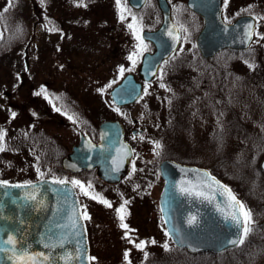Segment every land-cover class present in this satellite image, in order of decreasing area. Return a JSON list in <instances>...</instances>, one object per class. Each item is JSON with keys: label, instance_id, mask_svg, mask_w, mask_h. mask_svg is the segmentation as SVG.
<instances>
[{"label": "rangeland", "instance_id": "374dc122", "mask_svg": "<svg viewBox=\"0 0 264 264\" xmlns=\"http://www.w3.org/2000/svg\"><path fill=\"white\" fill-rule=\"evenodd\" d=\"M168 3L173 23L186 25L181 29L179 45L167 58L168 63H163L156 77L144 87H147L148 94L145 95L143 89L141 98L117 107L109 97V90L127 72L135 73L141 57L137 58L133 68L128 56L136 50L137 41L127 25L132 23V16H136L143 29L159 26L160 10L155 1L150 0L139 11L132 10L127 4L130 10L125 13L127 18L121 21L116 0H82V3L81 0H43V3L41 0H16L14 4L11 0H0V12L6 8L12 12L11 27L19 21L23 30L20 37L9 40V43L0 37V127L7 132L17 131L20 135L28 133L32 137L36 134V138L49 141L48 146L53 142L55 163L59 162V151L68 152L77 142L78 130H88L94 138L98 124L107 119L118 120L123 125L124 137L133 148L128 172L117 184L106 185L94 172L87 173L86 177L84 173L69 176L70 180L74 177L80 181L87 179L84 184L91 182L93 186L90 192L102 194L113 204L112 208H108L83 195L76 187L82 210L86 207L90 217L85 224L89 236L88 250L90 256L96 258L91 264H166L182 261L187 253L172 247L163 232L157 205V195L162 186L158 164L164 159L197 161L199 159L194 155L201 154L202 157L203 154L217 153L226 165L230 157L238 160L241 150L252 154V146L245 147L243 140H235L243 137L242 129L237 124L231 128L224 111L228 112L231 121L239 125L246 123L244 126L256 134L264 132V0L222 2L223 19L237 16L242 11L255 16L258 34L248 50L255 48L256 54L245 53L244 60L222 55L218 56V60L216 57L204 59L203 64L196 61L197 57L193 54L197 52L192 46L194 29L201 26V22H196L197 18L193 22L189 16L187 0H168ZM190 37L192 44L184 40ZM144 43L149 51V42L144 40ZM198 65H202L205 72L222 70L227 73L224 83L227 86L224 88H235L236 93H241L237 101H231L236 106L230 112L229 105L226 102L223 105L222 100L216 98V93L206 92L208 85L207 91L217 88V83L209 81L212 78L202 75L206 79L204 87L196 85L193 72L200 70ZM121 66L126 69L123 75L119 71ZM129 68L132 70L127 71ZM213 80L218 81V77ZM161 83L166 87H160ZM46 88L67 96L69 115L57 111L56 106L47 100L41 91ZM197 96L209 102L216 99L220 103L218 106L196 107L194 99ZM198 109L202 111L198 112ZM216 111H221L223 116H216ZM12 112L16 113L15 117H12ZM69 116H73L75 122ZM207 116L214 120L212 140H207L205 135L199 137L198 131L194 138L190 133L184 134L187 118L201 121ZM138 128L143 132L132 135L131 130ZM141 136L144 138L140 139ZM155 141L162 145L159 155L154 151ZM41 144L43 146L40 147H46ZM24 156L25 152L13 157L6 154V158H10V162L6 161L9 172L6 175L17 178V181L36 177L35 167L22 166L26 165L22 162ZM204 159V164L217 166L212 163L214 161L207 162L209 158ZM11 160H17L18 168ZM260 160L259 170L252 164V158L244 160L247 164L238 166L246 173L244 179L233 180L237 182L234 186L240 195L253 205L252 214L259 215L257 222H261L253 227L249 235L252 240L244 247L250 254L245 264H264V176ZM150 180L154 182L152 186ZM124 200L129 201L125 222L134 230L130 233L132 239L157 242L148 244L145 249L149 253L147 258L143 251L129 242L125 230L119 227L115 208ZM165 242L169 244L170 251L163 249ZM126 251L129 253L127 258ZM220 253L218 261L226 264H232L231 260L237 257V253ZM187 257L188 254L185 259ZM195 259L196 256H192L189 262ZM206 264H211V261Z\"/></svg>", "mask_w": 264, "mask_h": 264}, {"label": "water", "instance_id": "95a60500", "mask_svg": "<svg viewBox=\"0 0 264 264\" xmlns=\"http://www.w3.org/2000/svg\"><path fill=\"white\" fill-rule=\"evenodd\" d=\"M156 1L161 11L162 22L157 29H144L142 33L144 39L154 45L152 52H145L141 56L138 75L144 81H149L156 75L162 60L168 57L179 43V31L171 20L167 1ZM127 2L132 8L138 9L145 0ZM187 6L193 11L200 12L204 18L203 28L196 41L203 56H212L224 47L235 50L247 48L254 28L252 16L242 15L231 23H225L220 18V0H187ZM249 24L253 26L251 29L247 27ZM169 30L177 39L167 34ZM249 32L251 35H246ZM141 90L142 82L137 81L134 74L127 73L111 88L109 97L115 104L123 105L136 100L141 95ZM121 126L118 120L102 121L98 126L96 142L88 138V135L80 133L78 143L61 159L62 166L72 172L96 168L97 174L104 181H119L127 172L131 155V147L122 137ZM114 160L119 164V171L113 170L116 167ZM260 166L264 172V157L260 161ZM159 172L164 179L158 195L159 209L162 219L168 221L164 226L169 233L167 236L174 245L185 247L192 253L199 251L216 253L235 246L228 241L236 239L239 230L233 221L226 218L229 209L223 197L216 194L210 201L179 192L182 182H185V186H188L186 182L189 181L197 184L205 174L210 173L207 169L165 159L159 165ZM211 176L220 184L226 185L216 176L212 174ZM32 182L38 188L37 199L43 201V206L24 200L26 193L33 191L31 188L6 189L7 192L13 193L10 200L14 198L16 200L15 203L7 200V204L12 205L16 211L12 219L7 220L5 233L0 232V239H7L8 233L12 232L18 239L22 237L24 246H30V251L52 253L53 264H65L64 260L58 258L65 254H71L68 264H88L84 259L89 256L84 220H79L75 228L71 227V218H78L81 212L75 188L71 184H52L50 178ZM192 216L196 217V222L189 225L187 221ZM17 229L19 231H16ZM61 237L64 238L62 248H44V243H56ZM0 264H11L7 260V254L0 253Z\"/></svg>", "mask_w": 264, "mask_h": 264}, {"label": "snow or ice", "instance_id": "6c2138e0", "mask_svg": "<svg viewBox=\"0 0 264 264\" xmlns=\"http://www.w3.org/2000/svg\"><path fill=\"white\" fill-rule=\"evenodd\" d=\"M146 2L150 3V0H146ZM41 3H43V0H41ZM82 3V0H81ZM225 3H227V0H225ZM116 4L120 10V20L123 21L127 17L125 15L126 12H128L127 8V0H116ZM7 11V8L5 9ZM128 28L132 30L133 35L135 36V39L137 41L136 44V50L133 51L129 56L128 59L132 62L133 68L135 67L137 63V58L142 56L145 51H147V45L144 43V37L142 35L143 33V26L138 21L136 16H132V23H129ZM249 29H251L253 26L249 24L247 26ZM50 31L53 29H49ZM186 31V29H185ZM170 37H173V39H177V37L173 36V32L171 30L167 33ZM246 35H251V33H246ZM182 50V49H181ZM165 64L168 63L167 60L164 61ZM132 68L127 69V71H131ZM120 74L123 75L126 69L121 66ZM110 86V85H109ZM160 87L164 88L166 87L165 84L161 83ZM42 92H44V89H41ZM100 91H103L101 89ZM145 95L148 94L147 87L144 89ZM40 93H37L39 95ZM59 111V109H57ZM116 111H120L119 108L116 109ZM123 114V113H122ZM12 117H15L16 113H11ZM70 120H73L75 122V119L73 116H69ZM135 139V137H133ZM144 137H140V139H143ZM155 147L154 151H156V154L159 155V150L162 148V145L159 141L153 142ZM103 147V146H102ZM8 150V146L6 143V131L3 129H0V152H4ZM114 164H116V167L113 169L114 171H119V164L114 160ZM133 169H135V165L133 164ZM37 173L39 174L40 178L43 179L44 173L40 172V169L37 168ZM48 181H45L47 183ZM52 184H58V185H67L71 184L73 187H78L83 195L90 196L91 199L97 200L99 203L105 205L108 208H112L113 204L108 199L104 198V196L100 193H93L90 192L92 189V184L89 182L87 185H85L82 181L77 179H71L68 180L67 178H59L53 176L51 179ZM188 186H185V182H182L179 186V192L181 194H186L189 196H195L198 198H203L206 200H212L214 199L216 194H219L221 197L224 198L226 207L229 209L227 219H230L234 222V226L238 228V236L236 239H232L228 241V243L235 245V246H242L245 244L247 238L253 231V225L255 224V221L253 219L252 210L248 208L243 201L239 200L235 193L227 186L220 184L219 181L216 180L215 177L211 176L210 173L205 174V177L202 178L200 181H198L197 184H192L190 181L186 182ZM213 185H215V188H213ZM0 188L10 189V188H31L33 191L27 192L24 200L25 201H32L35 202V204L43 206V201L37 199V191L38 188L35 184H33L32 181H25L22 184H13L7 180H0ZM4 195H11L9 192H5ZM15 198L13 199V203H15ZM129 203L128 200H124L119 207L115 208V212L117 214V217L119 219V227L125 230V236L129 239V242L134 245L136 249H139L143 251L145 258L148 257L149 253L145 251L148 244H156L157 242L155 240L151 241H144L141 240L137 242L136 240L132 239L130 233L134 230L129 228V225L125 222L126 215H127V209L126 205ZM90 217L87 214V210L85 207V210L83 212L79 213L78 218H71V227L75 228L78 224L79 220H88ZM196 222V217L192 216L188 219L187 223L189 225ZM165 224L168 223L167 220L164 221ZM58 227H60L58 225ZM5 231V229H0V232ZM16 231H19L18 229ZM175 231V229H173ZM166 235H169V233L166 231ZM64 245V238L61 237L56 243H44V248H50L55 249L56 247H63ZM163 249L165 251H170L169 244L165 242L162 245ZM30 246H24L22 237L20 239L17 238V235L13 234L12 232H9L7 235V239H0V253L7 254V260L11 262V264H53V257L52 253H45V252H34L29 250ZM71 254H65L61 255L58 258L65 261V264H68L69 257ZM129 253L125 252V257L127 258ZM77 256H79V251L77 252ZM88 261V264H91L92 261H94L96 258L87 256L84 257Z\"/></svg>", "mask_w": 264, "mask_h": 264}, {"label": "flooded vegetation", "instance_id": "af4514ba", "mask_svg": "<svg viewBox=\"0 0 264 264\" xmlns=\"http://www.w3.org/2000/svg\"><path fill=\"white\" fill-rule=\"evenodd\" d=\"M222 2H223V0H220V3H221V12H220L221 18H222V20H225V22H227V23L231 22V20L234 19L236 16L228 17V18L225 17L223 19L222 10H224V9H223ZM226 9H227V11H229L228 7ZM188 14H189V16L192 17L193 22L195 20H197V19H199V20H197L196 22H199V21L201 22V26L198 25L199 27L194 29L193 40L191 39V37L189 39H185L184 38V40H188L190 42V44H192L191 40L194 42V44L192 46H194L195 52H197V53L193 54L194 56L197 57L196 61L198 62V64H203L204 63V59H207V58L216 57V59L218 60V56H219L218 54H215V55L210 56V57H206V56L201 55V53L199 52V50L197 48V43L195 41H197L198 31L203 26L204 18L201 15L200 12H197L196 10L193 11V9L192 10L189 9V13ZM241 14H245V11H242L241 13L237 14V16L241 15ZM223 15L225 16V14H223ZM160 16H161V14H160ZM254 18H255V16H254ZM182 27L184 29V28H186V25L179 26L180 30L182 29ZM154 28H156V27H154ZM257 34L258 33H257L256 29H255L254 30L253 40H255ZM149 44H150V50H153L152 44L151 43H149ZM192 50H194V49H192ZM255 54H256V50H255ZM237 56L241 60H244V53L241 54V55H237ZM201 67H202V65H200V67L198 65L197 68L200 69V70H197V71L194 70V72H193L194 73V81L197 82L196 85L198 84V87H204L203 84L206 82V79L203 78L202 75L204 77L208 76V79H209L210 77H209L208 74H212L213 73L212 70L211 71L206 70V72H205ZM198 71H199V74L197 73ZM209 81H208V83H209ZM149 83L150 82H148L147 84H149ZM208 83H206V84L208 85ZM147 84L144 83L143 86H146ZM208 87H209V85L206 86V92H207ZM48 89L49 88H46V90H44V92H43L45 94V96L48 98L47 100H50L56 106V108L59 109V111L63 112L64 114L69 115V110L70 109H68V102L66 101L67 96L64 93H59V92L55 93L54 91L48 90ZM194 100L197 103L196 107L197 106H199V107L213 106L212 102L205 101V100H200L198 97L196 99H194ZM58 103H60L59 104L60 107L58 106ZM200 120L204 121V122H202L203 123L202 125L200 124L201 121H197V120H194V119L187 118L186 133H184V134H189L190 133V134L193 135V138H194V134H196L195 132L198 131L199 137H203L205 135L207 140H212V135H213V133H212V129H213L212 125H213V121L214 120L211 119V117H209V116H207L206 119H200ZM0 129H2V128L0 127ZM133 130L134 129L131 130V134L134 135V136L143 132V129L140 130V131H135V132ZM79 131L80 130H78V139H79ZM147 134H149V133H147ZM124 135H125V130H124ZM36 136H37L36 134H34L31 137V134H28V133L20 135V133H17V131H15V132H10V131L7 132L6 131V143H7V146H8V150H6L4 152H0V180H7V181H9V182H11L13 184H17V182L33 181V180H36V179L40 178L39 174L37 173V168L40 169V172L44 173V177L43 178H52L53 176H55V177H59V178H67L68 180H70L69 176L72 173L69 172L68 170L62 168V166H61V159L65 155H67L70 151H68V152L66 150L65 151H59V153H58V154H60L59 162L55 163L57 160L56 161L53 160V156H52L53 155V145H54L53 142H50V144L48 146L49 141L45 142V141H43L40 138H36ZM41 143L45 144L46 147L45 148L40 147V146H43ZM71 148H72V146H71ZM71 148H70V150H71ZM14 152H15V154H13ZM23 152H25V156L22 157L23 158L22 162H24L26 165L22 164V166L23 167H25V166L35 167L34 170H35V173H36L35 174L36 177H34V178L33 177H28L26 179H22V180L19 179L20 181H17V178L12 179L11 176L6 175L7 173H9L6 170V161H7V159L10 162V158L9 157L6 158V154L11 156V157H13L14 155L22 154ZM200 155H194V156L198 157ZM203 155H202V157H204ZM11 161H13L14 166L17 167V160L16 161L11 160ZM9 162H7V164ZM199 166L208 168L211 171L210 167H208V166H205V165H199ZM90 171L96 172V170H94V169L93 170L90 169ZM158 174H159L158 177L162 178V176H160V173H159V164H158ZM73 176H75V175H73ZM155 176L157 177L156 173H155ZM101 181L103 183H105L106 185L117 184V183H109V182H106V181H103V180H101ZM82 182H84V180H82ZM163 182L164 181L162 179V184H163ZM153 183L154 182H152V180H150L149 184L151 186H152ZM5 192H6L5 188L4 189L0 188V229H5L6 228L7 220L8 219H12L13 214L16 211V209L12 205L7 204V200L10 201V202L13 201V200H10V196L13 193L9 192L11 195H4ZM77 193H78V190H77ZM78 196H79V194H78ZM157 205H158V202H157ZM158 210H159V208H158ZM159 215H160V212H159ZM253 219L255 221V224L253 225V227H256L258 224H261V222H257V219H259V215L258 214H256V213L253 214ZM162 224H163V221H162ZM262 225H264V224L262 223ZM256 230H258V228H256ZM163 232L165 234L164 224H163ZM2 233L4 234L5 231H3ZM255 235H256V233H254V236ZM250 240H252L251 236L247 240L248 241L247 243H249Z\"/></svg>", "mask_w": 264, "mask_h": 264}, {"label": "trees", "instance_id": "16d2710c", "mask_svg": "<svg viewBox=\"0 0 264 264\" xmlns=\"http://www.w3.org/2000/svg\"><path fill=\"white\" fill-rule=\"evenodd\" d=\"M11 1H12V4H14L16 0H11ZM59 3L61 4L62 2H59ZM11 15H12V12L9 9H7V11L3 10L0 12V31H1L0 37H1L2 41L6 40L7 41L6 43H9V40L15 39L17 36H19L20 34L23 33L22 25H20L19 21L16 20L17 23H15L13 27H11V19H10ZM252 52L254 53L255 50H253V51L247 50L244 53L250 54ZM242 53H243L242 51H236V50L234 51V50H229V49L225 50L224 49L218 55L219 56L224 55L225 58L229 57L230 59L239 60V59H237L238 58L237 55H241ZM232 71H233V69H232ZM212 72H213L212 74H208L209 77L212 78L210 80V82L217 83V88L216 89H209L207 92L208 93H216L217 99H221L223 104L226 102L229 105L228 109L230 108L229 109V112H230L231 108H234L236 106L231 101L232 100L237 101L239 96H241V93H236L234 91V90H236L235 88L234 89L233 88L228 89V90L225 89L227 85H225L224 83L226 81V77H227L226 74L227 73H224L222 70H220V71L212 70ZM216 77H218V81L213 80V78H216ZM228 92H230V94ZM199 99L203 100L202 98H199ZM215 100L212 101L213 106H218V103H220V102L215 101ZM199 111H202V110L198 109V112ZM221 111H219V112L216 111L215 115L219 116V117L223 116V113ZM224 115L227 117V120L229 122V124L228 123L227 124L231 128L232 127L235 128L238 125L242 129L241 131H242L243 137L239 138V139L235 138V140H243L245 147L246 146L247 147L252 146V148L254 150L253 153L249 154V152H245V151L241 150L242 154L239 156L238 160L236 157H233V158L230 157L229 163L226 165H225V160L223 159V157L221 155L219 156L217 153L203 155L204 156L203 158L198 156L195 158H197L199 160H197V161L189 160V162H194V163L199 164V165H205V166L210 167L211 173L215 174L221 180H223V181L227 182L229 185H231V187L234 189V192H236L242 198V200L244 201V204L248 208H250L253 212V205L251 203H249L246 199H244L240 195V193L238 192V190L236 189V187L234 185H235V183H237L235 181H237L238 178L241 177L244 179L243 175L246 173L244 171L240 170L238 166L243 165V164H247V163H244L245 161L252 158V164L253 165L255 164V166H257V168H258L259 160L262 159V157L264 156L263 155L264 154V132L262 135L256 134V133H254V130L249 129V128L244 126L246 123H242V125H239L237 122L231 121V118L228 119V112L224 111ZM82 127H83V125H82ZM246 153H248V154H246ZM232 155L233 154H231V156ZM205 157L209 158V161H207V162L214 161L212 163L214 165H217V166L212 167V165L204 164V162H206L204 159ZM230 165H233L234 168ZM222 166H224V167L222 168ZM258 170H259V168H258ZM83 173H84V176L86 177L87 172L85 171ZM234 174H236V176H232ZM233 180H235V181H233ZM249 238H250V236L247 238V240ZM247 240H246L245 244L242 246H236V247L227 249L226 251H223V253H227V252H230L232 254L237 253V257L235 259L231 260L232 262L230 261L232 264H245L246 261H248L250 259V257H249L250 254H247L246 249L244 250V247L248 242ZM178 250H183V249H178ZM183 251L188 254V257L186 259H185V257L187 256V254L185 255V257H182L183 259L180 262L169 261L166 264H191V263L206 264L207 261H211V264H226V263H222V262L218 261L219 260L218 257L220 255H222L221 253L219 254V253H212V252L207 251L206 253L200 252V253H196V254H191L185 250H183ZM192 256H196L197 259L192 260V262H189V259ZM155 260H156V257H155Z\"/></svg>", "mask_w": 264, "mask_h": 264}]
</instances>
